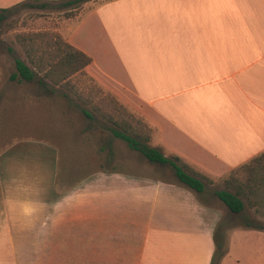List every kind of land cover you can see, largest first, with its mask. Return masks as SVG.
Returning <instances> with one entry per match:
<instances>
[{
  "label": "crops",
  "instance_id": "obj_1",
  "mask_svg": "<svg viewBox=\"0 0 264 264\" xmlns=\"http://www.w3.org/2000/svg\"><path fill=\"white\" fill-rule=\"evenodd\" d=\"M84 7L64 36L92 57L86 72L157 130L154 145L213 179L264 152V0ZM12 148L0 152V186L16 264H211L221 234L220 264H264V232L229 226L234 217L177 182L115 172L99 189L46 195L14 183Z\"/></svg>",
  "mask_w": 264,
  "mask_h": 264
},
{
  "label": "rangeland",
  "instance_id": "obj_2",
  "mask_svg": "<svg viewBox=\"0 0 264 264\" xmlns=\"http://www.w3.org/2000/svg\"><path fill=\"white\" fill-rule=\"evenodd\" d=\"M21 4L6 14L0 36V138H3L0 152L11 143L13 166L19 171L13 174L14 183L43 186L46 195L56 196L85 181L99 189L101 178L115 172L177 182L170 166L149 163L111 134L108 128L113 124L104 118L102 111L112 112L116 120L128 122L136 131L142 130L143 135L151 136L153 145L158 136L157 130L142 116L101 87L88 73H77L63 84L49 86H43L38 80L19 82L11 79L16 72L15 58L36 70L35 64L53 62L54 59L44 52L48 40L57 33L67 39L64 33L72 25L70 19L76 20L85 8L84 4L77 10L59 3L47 6L37 2ZM37 34L50 36L37 38ZM39 76L43 77V74L39 73ZM82 109L91 112L93 120L87 118ZM244 176H239L238 181L244 182ZM224 183L212 178L207 192L225 188ZM2 197L0 186V264H16L7 235ZM199 197L202 202L218 207L224 217H234L229 226L241 227V215L231 214L217 197ZM247 212L264 221V216L255 213L254 209ZM220 237L219 242L225 244L222 234ZM72 260L77 264L85 263L84 257ZM90 260L97 264L100 257Z\"/></svg>",
  "mask_w": 264,
  "mask_h": 264
},
{
  "label": "trees",
  "instance_id": "obj_3",
  "mask_svg": "<svg viewBox=\"0 0 264 264\" xmlns=\"http://www.w3.org/2000/svg\"><path fill=\"white\" fill-rule=\"evenodd\" d=\"M92 0H55V1H26L22 4L39 3L47 6L50 3H59L61 6L77 10L81 5ZM21 4V5H22ZM10 9L0 10V35L1 24L5 20V14ZM49 34H37L35 37H48ZM13 52L12 49H10ZM44 52L53 62L35 64L38 67L31 68L25 61L15 58L16 72L11 79L19 82H33L38 80L43 86L63 84L71 75L81 73L87 74V67L92 64V57L77 49L68 42L61 34L51 35ZM43 74V77L39 76ZM85 116L93 120V115L87 109H82ZM105 119L109 120L113 126L108 130L118 139L123 140L130 149L140 153L149 163L160 166H170L175 173L177 183L196 193L201 201L200 195L217 197L232 213L241 215L240 222L242 228H249L264 232V221L248 214V210L254 209L255 213L264 216V152L252 159L250 162L233 170L227 176L219 178L225 183V188L217 189L212 193L207 192V185L212 181L204 173L196 170L189 163L174 153H170L164 146H154L151 143V136L143 135L142 130L136 131L128 122H120L114 118L112 112H101ZM148 123V122H147ZM245 174V181L239 182V176ZM202 202V201H201ZM204 205H208L202 202ZM216 250L211 264H220L226 256L227 245L215 239Z\"/></svg>",
  "mask_w": 264,
  "mask_h": 264
}]
</instances>
